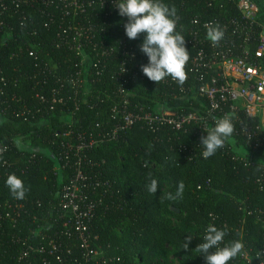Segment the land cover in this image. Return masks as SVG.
Listing matches in <instances>:
<instances>
[{"label":"trees","instance_id":"obj_1","mask_svg":"<svg viewBox=\"0 0 264 264\" xmlns=\"http://www.w3.org/2000/svg\"><path fill=\"white\" fill-rule=\"evenodd\" d=\"M39 1L5 0L7 9L0 25V236H6L0 246L5 250L0 251L7 252L5 259L27 264L25 259L18 262L23 242L48 246L51 235L59 231L62 241L71 246L73 261L95 264L84 261L80 241L66 235L60 218L69 215L59 209L61 189L75 174L74 162L81 159L85 196L97 204L89 226L98 236L94 246L106 250L107 264H163L158 257L167 250L178 264H206L195 248L203 242L210 224L226 232L221 247L240 240L243 252L255 264H262L264 183L256 182L258 171L227 159L222 148L205 159L198 148V144L203 148L201 140L193 131L180 134L164 129L153 133L137 124L126 138L111 137L116 122L112 108L119 100L120 85L113 73V60L102 61L105 71L91 75L89 92L72 89L64 80L70 68L66 52L54 43L58 28L46 26ZM252 1L258 5L259 20L264 24V0ZM160 2L175 7L183 29L192 26L190 20L196 15L209 18L237 13L236 0H214L212 6L206 0ZM145 35L131 39L132 43L140 48ZM148 62L147 58L142 64ZM43 63L53 69L51 75L39 73ZM57 63L58 68H54ZM62 85L66 104L56 105L52 89ZM126 88L131 93L132 109L148 111L159 103H176L167 95L178 91L176 83L165 86L146 77L129 81ZM183 103L191 110L196 105ZM199 108L203 111L206 107ZM67 131L72 136H65ZM19 139L30 148L21 149ZM91 140L97 145L83 148L79 155L72 153L69 165L60 172L54 169L56 160L45 153L63 160L66 149L62 145ZM238 142L244 144L242 139ZM149 173L158 181L155 196L147 191ZM10 174L24 181L28 189L24 199L14 198L6 186ZM181 180L185 184L181 197L162 198L167 193L175 195ZM46 224L49 227L42 235L35 236L34 232ZM188 235L193 239L185 251L181 245ZM13 238L20 240L12 243ZM243 255L228 264H248Z\"/></svg>","mask_w":264,"mask_h":264},{"label":"built area","instance_id":"obj_2","mask_svg":"<svg viewBox=\"0 0 264 264\" xmlns=\"http://www.w3.org/2000/svg\"><path fill=\"white\" fill-rule=\"evenodd\" d=\"M213 1L206 0V4L212 6ZM39 2V11L47 20L46 26L53 24L58 28L54 43L66 52L70 68L64 80L72 89L85 88L89 92L91 75L105 71L102 61L113 60L116 67L113 73L120 85L117 89L119 100L115 101L112 108L116 122L111 137L126 138L131 128L139 124L153 133L164 129L180 134L193 131L201 140L202 136L207 135L206 131L215 127L217 119L228 115L234 125V132L222 147L223 155L244 167L255 168L258 171L256 182L264 183V157H260V153L264 152V24L259 20V7L254 1L236 0L237 13L234 15L209 18L196 15L190 20L192 26L189 28L183 29L181 17L174 18L175 31L185 37L186 47L191 51L185 65L188 78L182 86L170 76L159 82L165 86L177 84L178 91L167 93L177 104L159 103L148 111L130 108L131 93L127 91V83L146 79L141 65L148 57L127 37L124 27L127 17L121 16L116 7L119 0ZM6 9L5 0H0V25L3 24L2 15ZM116 15H120V19ZM209 23L219 25L224 32L219 44H213L207 38L205 25ZM58 66L59 63L54 68ZM53 72L48 63L39 66V73L45 76ZM62 90L63 85L52 89V102L56 105L66 104ZM41 98L44 100L45 97ZM184 101L196 104L195 108H186ZM199 105L206 108L199 110ZM68 118L65 120L69 121ZM71 134V131H67L65 136L70 137ZM238 139H242L244 144L239 143ZM95 145L96 140L87 144H64L62 146L66 151L63 160L49 151L47 154L56 160L54 169L60 172L69 165L72 153L79 155L83 148ZM198 148L204 151L200 144ZM80 161L74 162L72 167L75 174L61 189L59 209L69 215H60V218L64 220L66 235H74L80 241L86 263L94 261L95 264H107L109 259L106 250L94 246L98 236L93 235L89 223L97 204L85 196L86 176ZM48 227L49 224H46L36 230L35 236H41L43 229ZM0 238L2 246L6 236L2 233ZM61 238L59 231H55L48 246H34L29 242L25 245L24 241L18 262L25 259L27 264L35 261L38 264H77V261L72 260L71 246ZM16 240L20 239H11L12 243H17ZM6 253H0V264H13L5 259ZM243 256L248 264L250 261L255 264L252 257L247 254Z\"/></svg>","mask_w":264,"mask_h":264},{"label":"clouds","instance_id":"obj_3","mask_svg":"<svg viewBox=\"0 0 264 264\" xmlns=\"http://www.w3.org/2000/svg\"><path fill=\"white\" fill-rule=\"evenodd\" d=\"M121 16L127 17L124 25L129 39H138L141 34H146L140 50L148 57L149 62L141 65L142 72L151 81L157 84L170 76L179 85L187 80L185 65L190 59L186 47V40L176 29V9L160 2V0H119L116 4ZM207 38L213 44H219L224 37V32L219 25L206 24ZM207 135L201 137V145L204 148L202 156L207 159L213 156L224 146L225 141L232 136L234 125L231 117L225 115L217 119L215 127L206 131ZM149 183L147 191L155 196L158 191V181L148 174ZM12 196L16 199H24L28 189L24 181L15 174H10L6 180ZM185 190V184L181 180L176 194L167 193L162 198L175 200L181 197ZM226 232L214 225H208L203 236V242L198 244L195 250L204 256L206 264H228L230 260L246 253L240 240H233L221 247ZM193 237L188 235L181 245L182 250L188 251ZM261 259L260 255H257ZM264 264V260H262ZM251 264V261L249 262Z\"/></svg>","mask_w":264,"mask_h":264},{"label":"rangeland","instance_id":"obj_4","mask_svg":"<svg viewBox=\"0 0 264 264\" xmlns=\"http://www.w3.org/2000/svg\"><path fill=\"white\" fill-rule=\"evenodd\" d=\"M18 146L21 149L30 148V145L22 139L18 140ZM45 152L48 153V151H45ZM174 222L177 223L176 220H174ZM158 260L163 264H178V260L172 254L169 253V250H167V252L163 254L162 256L158 257Z\"/></svg>","mask_w":264,"mask_h":264}]
</instances>
